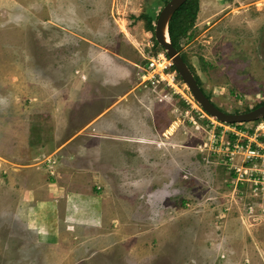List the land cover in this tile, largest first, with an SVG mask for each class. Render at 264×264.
<instances>
[{
  "label": "rangeland",
  "instance_id": "1",
  "mask_svg": "<svg viewBox=\"0 0 264 264\" xmlns=\"http://www.w3.org/2000/svg\"><path fill=\"white\" fill-rule=\"evenodd\" d=\"M164 1L0 0V185L40 163L87 190L35 222L0 202V264H264V164L245 161L264 117L201 110L141 17L154 26ZM195 1L177 51L216 107L252 109L264 0Z\"/></svg>",
  "mask_w": 264,
  "mask_h": 264
},
{
  "label": "crops",
  "instance_id": "2",
  "mask_svg": "<svg viewBox=\"0 0 264 264\" xmlns=\"http://www.w3.org/2000/svg\"><path fill=\"white\" fill-rule=\"evenodd\" d=\"M18 155L26 156L23 150ZM38 165L34 168L25 165L22 169L7 167L5 180L0 185V202L27 203L29 207L26 212L30 222H35L39 215L45 214L43 209L47 202H69L70 206L73 202L81 210V202H86L87 194L80 180L81 173L71 175L68 168H62L61 165L56 168L57 171L51 170V166L50 170H45Z\"/></svg>",
  "mask_w": 264,
  "mask_h": 264
},
{
  "label": "water",
  "instance_id": "3",
  "mask_svg": "<svg viewBox=\"0 0 264 264\" xmlns=\"http://www.w3.org/2000/svg\"><path fill=\"white\" fill-rule=\"evenodd\" d=\"M185 0H168L159 10L153 26V36L156 43L163 49L181 81L185 84L193 100L202 111L221 123H244L264 117V103L240 113H228L216 107L203 93L196 83L193 74L183 61L179 52L171 45L167 36V22L171 14Z\"/></svg>",
  "mask_w": 264,
  "mask_h": 264
},
{
  "label": "trees",
  "instance_id": "4",
  "mask_svg": "<svg viewBox=\"0 0 264 264\" xmlns=\"http://www.w3.org/2000/svg\"><path fill=\"white\" fill-rule=\"evenodd\" d=\"M168 0H165L167 2ZM197 9L196 1L195 0H185L169 17L168 22H167V36L169 39V42L171 45L178 50L179 48V40L182 36L186 34V32L191 28L193 25V19L194 15ZM141 17L144 18L145 24L148 28H152V20L147 16L146 14H143ZM156 43V41H154ZM165 57H167L164 54ZM182 57L183 61L186 63L185 59L183 56L180 54ZM187 64V63H186ZM172 70H175L174 67L171 65ZM189 68V67H188ZM191 71V69L189 68ZM192 73V71H191ZM193 74V73H192ZM193 77L196 80V83L199 86L198 79L196 76L193 74ZM201 89V88H200ZM202 90V89H201ZM204 93V92H203ZM205 94V93H204ZM206 95V94H205ZM206 97L209 99V97L206 95ZM210 100V99H209ZM264 103L261 102L254 107ZM216 106V105H215ZM253 107V108H254ZM245 112V111H244ZM233 124V123H232ZM232 137V136H231Z\"/></svg>",
  "mask_w": 264,
  "mask_h": 264
},
{
  "label": "built area",
  "instance_id": "5",
  "mask_svg": "<svg viewBox=\"0 0 264 264\" xmlns=\"http://www.w3.org/2000/svg\"><path fill=\"white\" fill-rule=\"evenodd\" d=\"M153 65H155L154 64V62L153 61H151L150 63H149V65L148 66H150V67H152ZM263 150H264V148H262ZM263 150H259L260 152H262ZM246 151L248 152L247 154H246V159H245V161H248V160H250V159H252L253 157H258L259 159H260V161H261V163L262 164H264V151H263V153H258L259 151L258 150H255V151H252L250 148H249V146H247L246 147ZM264 170V169H263ZM240 175H242L241 173H240ZM251 176V175H250ZM259 176H261L262 178H261V180L258 182L259 184H260V186H262L263 188H264V175H262V174H260V175H257V177L259 178ZM238 179V178H237ZM249 179H251V183L253 184H256L257 183V181H256V178L253 176L252 178H247V180H249ZM237 181H239V180H237ZM261 187V188H262Z\"/></svg>",
  "mask_w": 264,
  "mask_h": 264
},
{
  "label": "bare ground",
  "instance_id": "6",
  "mask_svg": "<svg viewBox=\"0 0 264 264\" xmlns=\"http://www.w3.org/2000/svg\"><path fill=\"white\" fill-rule=\"evenodd\" d=\"M161 57H162L163 60H165L163 56H161ZM165 61L167 62V60H165ZM155 64H156V63H155ZM156 66H158V65L156 64ZM159 66H160V68H163L164 65H163V63H162V65H159Z\"/></svg>",
  "mask_w": 264,
  "mask_h": 264
}]
</instances>
